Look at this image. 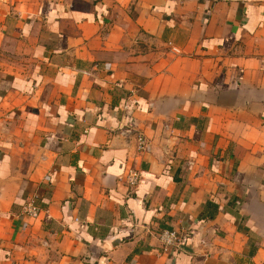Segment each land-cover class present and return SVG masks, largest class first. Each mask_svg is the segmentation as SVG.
Returning a JSON list of instances; mask_svg holds the SVG:
<instances>
[{
  "label": "crops",
  "instance_id": "0c3cea01",
  "mask_svg": "<svg viewBox=\"0 0 264 264\" xmlns=\"http://www.w3.org/2000/svg\"><path fill=\"white\" fill-rule=\"evenodd\" d=\"M0 264H264V0H0Z\"/></svg>",
  "mask_w": 264,
  "mask_h": 264
},
{
  "label": "built area",
  "instance_id": "2783aa9c",
  "mask_svg": "<svg viewBox=\"0 0 264 264\" xmlns=\"http://www.w3.org/2000/svg\"><path fill=\"white\" fill-rule=\"evenodd\" d=\"M137 143H138V151L141 154L150 153L151 145L146 137L142 135L138 136ZM127 181L130 187L136 188L140 182L139 172H137L136 170H130L129 173L127 174ZM41 214H42V210L33 201L27 203L23 208V212H22V215L29 219H38L40 218ZM160 240L163 244L165 251H168L170 248L173 247L178 248L182 242V238L179 236V234L171 230L164 231L160 236Z\"/></svg>",
  "mask_w": 264,
  "mask_h": 264
},
{
  "label": "water",
  "instance_id": "95a60500",
  "mask_svg": "<svg viewBox=\"0 0 264 264\" xmlns=\"http://www.w3.org/2000/svg\"><path fill=\"white\" fill-rule=\"evenodd\" d=\"M183 249H187V248L183 247Z\"/></svg>",
  "mask_w": 264,
  "mask_h": 264
}]
</instances>
